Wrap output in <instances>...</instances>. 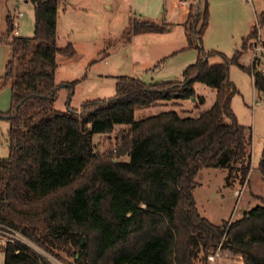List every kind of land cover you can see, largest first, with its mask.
<instances>
[{
    "label": "trees",
    "instance_id": "trees-1",
    "mask_svg": "<svg viewBox=\"0 0 264 264\" xmlns=\"http://www.w3.org/2000/svg\"><path fill=\"white\" fill-rule=\"evenodd\" d=\"M26 1L33 10V36L8 40L14 32L10 15L7 33L0 36L12 49L4 75L11 106L0 113L9 124V155L0 160V225L56 259L71 255L72 264H205L222 239V248L242 264H264V201L239 219L214 225L199 214L192 195L203 169L226 170L228 179L240 183L249 176L251 131L232 111L238 90L229 67L238 65L251 76L252 69L238 60L254 43L257 28L264 29V11L241 51L228 58L201 46L209 14L208 3L201 7L200 0L182 24L187 48H197L198 58L183 70L181 81L146 84L122 76L112 98L58 112L57 57L75 52L71 45L57 46L58 0ZM170 29L165 22L133 19L129 34ZM212 58L219 62L211 64ZM197 82L215 91L212 106L199 116L168 111L134 120L139 109L194 97ZM252 82L264 94L261 74L255 72ZM116 125L128 129L116 136L111 151L98 152L93 135H108ZM123 156L129 161H119ZM257 170L264 179V148ZM0 251L3 264H47L15 244Z\"/></svg>",
    "mask_w": 264,
    "mask_h": 264
},
{
    "label": "rangeland",
    "instance_id": "rangeland-1",
    "mask_svg": "<svg viewBox=\"0 0 264 264\" xmlns=\"http://www.w3.org/2000/svg\"><path fill=\"white\" fill-rule=\"evenodd\" d=\"M178 1L58 0L57 46L64 49L71 45L75 53L69 58L57 57L54 109L66 112L69 106L78 110L85 101L112 98L117 79L122 76L138 78L146 84L181 81L183 70L197 61L198 49L187 48L184 30L176 25L182 13ZM188 1L196 6L200 0ZM205 1L209 20L201 46L206 52L218 51L231 58L241 51L243 39L254 26L256 16L264 11V0H201V7ZM9 15L18 34L12 32L8 40L16 36H33L34 17L29 2L0 0V36L7 33L6 18ZM133 19L157 24L165 21L174 27L171 26L169 33L132 36L129 27ZM260 31L264 47V29L260 28ZM252 49L253 44L238 60L240 65L250 69ZM170 51L176 52L169 55ZM11 57L12 49L7 43L0 42V113L9 111L11 106L10 84L4 82L5 67ZM259 61L264 65V51ZM209 62L213 64L219 60L212 58ZM229 76L238 90L231 102L232 111L238 124L251 131V169L243 183L239 178L228 179V172L223 169H203L198 173L192 195L199 214L214 225L239 219L244 212L264 201V179L257 170L264 148V94L253 88L250 74L238 65L229 67ZM74 82L72 88L67 86ZM192 88L194 97L139 109L134 113V120L168 111L181 117L199 116L212 106L215 91L199 82ZM8 129V122L0 119V160L9 155ZM127 129L126 125H116L108 135H93L96 150L101 153L111 151L116 145V136ZM119 161L128 162L129 157L123 156ZM44 255L47 264L75 263L71 255L66 254V261L47 253ZM231 258L232 262L226 260L227 264L241 261L237 256ZM3 263L4 253L0 251V264Z\"/></svg>",
    "mask_w": 264,
    "mask_h": 264
},
{
    "label": "built area",
    "instance_id": "built-area-1",
    "mask_svg": "<svg viewBox=\"0 0 264 264\" xmlns=\"http://www.w3.org/2000/svg\"><path fill=\"white\" fill-rule=\"evenodd\" d=\"M191 3L188 0H179L178 6L181 9L189 8ZM19 16L21 14H18ZM15 29V26H14ZM14 34H17V31H14ZM253 55H252V70H251V78H254L255 72L261 74V76L264 78V65L260 63L259 59L261 58V55L264 51V47L262 44V34L260 31V28H258L257 37L254 40L253 43ZM222 241L218 244V246L215 248L214 252L209 254L206 257L205 264H220L224 258L234 257V255L222 248ZM6 243L15 244L18 246H21L23 248L28 249L30 252H33L35 254L41 255L42 257H45L42 250H40L33 242L28 240L26 237H24L22 234H20L18 231L9 228L4 225H0V244L5 245ZM46 254V253H45ZM46 258V257H45Z\"/></svg>",
    "mask_w": 264,
    "mask_h": 264
},
{
    "label": "crops",
    "instance_id": "crops-1",
    "mask_svg": "<svg viewBox=\"0 0 264 264\" xmlns=\"http://www.w3.org/2000/svg\"><path fill=\"white\" fill-rule=\"evenodd\" d=\"M188 9L189 8H185V9H182V13L180 14V21L176 24V25H178L179 27H181L182 29H183V27H182V24L185 22V20H186V17H187V13H188ZM163 22H165V21H163ZM165 23H167V22H165ZM167 24H169V25H171V26H173L174 27V24H171V23H167ZM252 29V28H251ZM184 30V29H183ZM170 31H172V27H171V29L169 30V31H167V32H165V33H169ZM17 34H18V32H17ZM164 34V33H163ZM184 35H185V32H184ZM186 38V37H185ZM177 51V50H176ZM176 51H174V52H176ZM173 51L171 52L170 51V53H168L169 55H171V54H173L174 53ZM230 256V255H229ZM227 257V258H224V260L220 263V264H225L226 263V260H228V261H231L232 262V259L233 258H231V257ZM233 257V256H232ZM235 258H236V256H234ZM238 257V256H237ZM239 258V257H238ZM241 260V259H240ZM235 262H237V261H235ZM238 264H242V261H238L237 262ZM227 264V263H226Z\"/></svg>",
    "mask_w": 264,
    "mask_h": 264
}]
</instances>
